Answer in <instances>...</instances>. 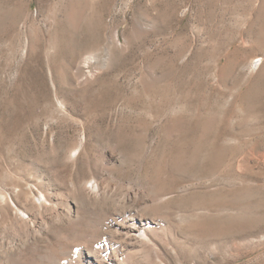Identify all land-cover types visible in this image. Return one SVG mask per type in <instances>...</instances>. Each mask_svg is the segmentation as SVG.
Returning <instances> with one entry per match:
<instances>
[{
	"label": "rangeland",
	"instance_id": "374dc122",
	"mask_svg": "<svg viewBox=\"0 0 264 264\" xmlns=\"http://www.w3.org/2000/svg\"><path fill=\"white\" fill-rule=\"evenodd\" d=\"M0 264H264V0H0Z\"/></svg>",
	"mask_w": 264,
	"mask_h": 264
},
{
	"label": "bare ground",
	"instance_id": "6f19581e",
	"mask_svg": "<svg viewBox=\"0 0 264 264\" xmlns=\"http://www.w3.org/2000/svg\"><path fill=\"white\" fill-rule=\"evenodd\" d=\"M90 63V59L85 60V66H88Z\"/></svg>",
	"mask_w": 264,
	"mask_h": 264
}]
</instances>
